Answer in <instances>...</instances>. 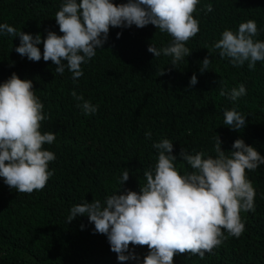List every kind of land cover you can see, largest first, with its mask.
Segmentation results:
<instances>
[{
  "label": "trees",
  "instance_id": "16d2710c",
  "mask_svg": "<svg viewBox=\"0 0 264 264\" xmlns=\"http://www.w3.org/2000/svg\"><path fill=\"white\" fill-rule=\"evenodd\" d=\"M60 6L61 0H0V23L44 39L48 31L62 36L55 20ZM193 16L200 31L186 42L190 55L177 67L171 57L148 52L151 43L158 49L172 43L156 26L110 27L103 49L82 64L84 75L76 82L67 69L55 75L57 65L51 61L21 57L14 50L19 37L0 36V83L12 73L31 80L47 114L40 130L56 135L51 145L43 146L56 159L49 163L54 175L42 190L17 192L0 178V264H143L147 245L130 244L137 259L120 262L106 235L94 234L86 215L67 222L71 207L103 202L116 192H139L146 184L144 172L157 162L152 145L162 139L174 143L181 174L193 171L182 161L181 151L215 157L218 136L226 155L236 139L264 155V62L258 61L254 70L247 62L236 67L212 47L225 29L236 31L249 19L257 22L255 39L264 41V0H200ZM117 33L122 35L117 38ZM39 47L43 53V44ZM205 57L211 62L201 73ZM193 74L198 83L189 87ZM240 84L247 95L238 100L220 95L222 89L230 92ZM84 101L98 110L85 114L78 107ZM234 107L247 117L240 131L224 125V111ZM125 170L129 180L122 185ZM246 176L256 191L255 210L240 213L242 235L236 238L222 229L227 238L211 253L203 258L177 253L173 264H264V165L246 170Z\"/></svg>",
  "mask_w": 264,
  "mask_h": 264
},
{
  "label": "clouds",
  "instance_id": "9594fccd",
  "mask_svg": "<svg viewBox=\"0 0 264 264\" xmlns=\"http://www.w3.org/2000/svg\"><path fill=\"white\" fill-rule=\"evenodd\" d=\"M199 3L200 0H127L117 5L113 0H61L55 20L62 36L48 31L44 39L7 23H0V36L19 37L20 44L14 50L21 57L34 62L41 58L51 61L57 65L55 75H63L67 69L76 82L84 75L82 64L103 49L110 27L143 28L151 24L170 35L172 43L159 49L151 43L148 52L155 57H171V65L177 67L190 55L186 42L200 31L199 21L193 16ZM212 10L209 4L207 11ZM258 34L257 22L249 19L236 31L225 29L212 47L219 50L221 58H230L233 66L241 67L247 62L248 68L254 70L258 61L264 62V41L255 39ZM120 35L117 33V38ZM210 62L208 57L203 59L201 73L208 70ZM197 83V75L193 74L189 87ZM220 95L236 101L247 95V89L240 84L230 92L222 89ZM78 107L88 115L98 110L89 101ZM46 118L44 104L35 95L31 80L12 73L0 83V178L17 192L42 190L54 175L49 163L55 161L56 155L43 146L51 145L56 135L40 130ZM224 125L240 131L247 126V117L235 107L226 109ZM146 137L150 138L151 132ZM221 145L218 136L215 157L182 150V161L193 171L181 174L175 165L174 143L169 139L155 142L152 147L158 151L157 162L144 172L146 184L139 192H116L103 202L77 204L71 207L67 222L86 215L94 224V234L106 235L110 250L120 262L137 259L130 244L148 246L143 264H173L174 255L185 252L203 258L227 238L222 229L236 238L245 231L240 213L255 210L256 195L246 170L264 165V155L243 139L234 141L230 155ZM128 180L129 171L125 170L119 182L124 185ZM85 227L81 225L82 230Z\"/></svg>",
  "mask_w": 264,
  "mask_h": 264
}]
</instances>
